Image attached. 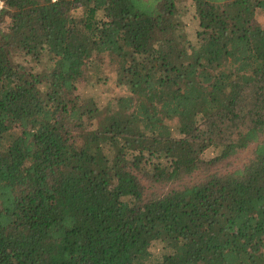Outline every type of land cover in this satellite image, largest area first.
<instances>
[{"label":"trees","instance_id":"1","mask_svg":"<svg viewBox=\"0 0 264 264\" xmlns=\"http://www.w3.org/2000/svg\"><path fill=\"white\" fill-rule=\"evenodd\" d=\"M4 3L0 264H264V0Z\"/></svg>","mask_w":264,"mask_h":264},{"label":"rangeland","instance_id":"2","mask_svg":"<svg viewBox=\"0 0 264 264\" xmlns=\"http://www.w3.org/2000/svg\"><path fill=\"white\" fill-rule=\"evenodd\" d=\"M178 5L181 9H185L186 6L191 8L190 0H178ZM192 14V8L184 15L185 19H188ZM257 17L264 24V10L259 9L257 12ZM193 24V23H191ZM192 31V30H191ZM107 54L104 55L103 59L109 60ZM77 92L81 96H92L94 97L100 105L106 104L110 99H114L117 96L126 93V88L122 85L117 84L114 75L107 65V62L100 67L94 66L92 71L82 78L78 83ZM217 153V150L210 148L204 152V155L212 156ZM244 154H240L239 158H233L231 166H239L244 160ZM152 250L155 254H161L164 252V247L161 242H155L152 246Z\"/></svg>","mask_w":264,"mask_h":264},{"label":"built area","instance_id":"3","mask_svg":"<svg viewBox=\"0 0 264 264\" xmlns=\"http://www.w3.org/2000/svg\"><path fill=\"white\" fill-rule=\"evenodd\" d=\"M0 3H2V6H0V10H2V8H3L4 5H5L4 0H0Z\"/></svg>","mask_w":264,"mask_h":264},{"label":"clouds","instance_id":"4","mask_svg":"<svg viewBox=\"0 0 264 264\" xmlns=\"http://www.w3.org/2000/svg\"><path fill=\"white\" fill-rule=\"evenodd\" d=\"M0 6H2V3H0Z\"/></svg>","mask_w":264,"mask_h":264}]
</instances>
